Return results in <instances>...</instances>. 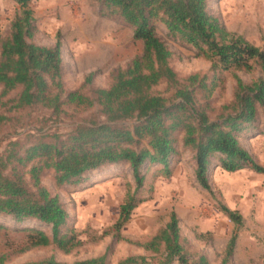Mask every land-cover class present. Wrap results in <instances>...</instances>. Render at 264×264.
<instances>
[{"label": "trees", "instance_id": "trees-1", "mask_svg": "<svg viewBox=\"0 0 264 264\" xmlns=\"http://www.w3.org/2000/svg\"><path fill=\"white\" fill-rule=\"evenodd\" d=\"M12 1L20 11L11 24L9 38L0 47V108L6 105L3 99L18 90L10 101L13 109L39 106L58 117L64 105L83 109L97 106L104 118V122L80 125L63 137L43 135L27 146L14 141L0 154V215L18 223L36 220L51 226V238L41 231H28L22 252L55 245L68 254L78 244L73 237L60 235L68 215L59 199L42 185L46 172L53 173L54 184L59 187L103 166L128 164L135 190L131 193L127 188L119 206L111 227L115 236L142 202L136 199L144 180L141 166L146 162L158 164L168 177L170 159L177 154L179 143L193 153L195 180L203 190L210 192L207 169L214 160L227 173L243 169L264 173L237 140V134L257 120L259 111L264 119V79L244 84L233 75V98L212 120L210 99L216 79L207 85L205 77L194 74L181 84L170 66L171 52L155 33V24H162L171 36L209 61L213 73L251 72L257 67L264 74V51L228 32L209 13L207 0H94L109 16L133 29V39L141 42L142 53L126 69L113 72L110 86L95 89L91 97L79 89H64L60 42L49 48L30 43L34 32L30 0ZM162 84L172 92L170 97L152 94V89ZM5 120L0 115V124ZM125 122H132V126L121 125ZM218 209L235 226L225 250L222 264H226L242 217L222 204ZM137 246L160 254V264H209L204 256L188 258L174 213L164 229ZM4 260L0 256V264ZM27 264L65 263L48 258ZM72 264H105V256ZM117 264L148 263L145 257L130 256Z\"/></svg>", "mask_w": 264, "mask_h": 264}, {"label": "rangeland", "instance_id": "rangeland-1", "mask_svg": "<svg viewBox=\"0 0 264 264\" xmlns=\"http://www.w3.org/2000/svg\"><path fill=\"white\" fill-rule=\"evenodd\" d=\"M29 8L34 28L29 42L47 48L60 42L62 84L66 91L79 89L91 97L95 89L110 86L113 72L126 69L142 53L141 42L133 39V29L109 16L94 0H30ZM207 9L228 32L264 51V0H207ZM19 11L12 0H0V47L9 38L11 24ZM155 33L171 52L170 66L181 84L194 74L205 77L207 85L216 79L217 87L210 99L212 120L233 98L236 85L233 75L244 84L264 79L257 67L251 72L213 73L209 61L192 46L171 36L162 24H155ZM18 92L4 98L6 105L0 108V115L6 117L0 124V154L14 141L27 146L43 135L63 137L80 125L104 122L97 106L83 109L64 105L58 117L39 106L13 109L10 101ZM171 93L164 84L152 89V94L164 98ZM121 125L130 127L132 122ZM237 140L264 168L261 111L253 124L237 134ZM140 173L144 180L136 199L142 202L115 236L111 227L118 218L119 206L127 188L131 193L135 190L128 164L106 165L85 173L77 182L59 187L54 184L53 173L46 172L41 178L42 185L59 199L68 215L60 235L73 237L78 244L68 254L55 245L22 252L28 231H41L51 238V226L36 220L18 223L10 216L0 215L3 264H27L48 258L72 264L101 256H105V264H117L130 256L145 257L148 264H160V254L146 252L137 244L149 241L164 229L171 213L177 217L188 258L204 256L209 264H222L235 226L219 211V204L242 217L226 264H264V173L248 169L227 173L214 160L207 169L210 192L203 190L195 180L193 153L182 148L181 143L170 159L168 177L162 174V166L148 162L141 166ZM104 233L108 234L103 236Z\"/></svg>", "mask_w": 264, "mask_h": 264}]
</instances>
